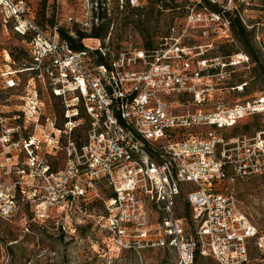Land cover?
<instances>
[{
    "label": "built area",
    "instance_id": "2783aa9c",
    "mask_svg": "<svg viewBox=\"0 0 264 264\" xmlns=\"http://www.w3.org/2000/svg\"><path fill=\"white\" fill-rule=\"evenodd\" d=\"M10 6L15 17L25 16L24 0ZM21 21L14 29L27 37L24 43L33 63L17 72L32 70L33 86L22 96L13 123L0 124V144L24 152V167L15 163L14 172L27 170L39 181V206L72 207L100 198L104 213L99 217L116 246L171 249L176 260L162 264H194L197 257H210L216 264H247L252 246L264 264V235L219 188L226 179L264 173V136L225 140L202 134L232 127L244 115L264 110V96L212 112L179 110L185 95L196 104L206 100L205 90L175 66L180 60L189 66L184 46L175 43L108 57L101 47L74 50L56 31L49 33L32 19ZM141 62L145 65L137 69ZM36 79L60 101V113L45 112L34 89ZM5 84L15 86L8 74ZM38 130L43 136L37 137ZM58 150L65 165L53 169L46 155L56 156ZM105 190L109 194L100 195ZM183 191L191 229L187 218L176 212ZM155 206L165 216L151 222ZM13 207L8 193L0 210Z\"/></svg>",
    "mask_w": 264,
    "mask_h": 264
},
{
    "label": "rangeland",
    "instance_id": "374dc122",
    "mask_svg": "<svg viewBox=\"0 0 264 264\" xmlns=\"http://www.w3.org/2000/svg\"><path fill=\"white\" fill-rule=\"evenodd\" d=\"M18 1L0 0L2 125L13 123L12 116L19 114L22 107V96L33 86L29 84L32 70L17 72L33 63L24 43L27 37L14 29L25 18L49 33L56 31L60 39H64L61 29L74 40L81 31L86 36L82 45L101 47L108 57L175 43L184 46L188 49L185 60L189 66L183 67L182 60L175 66L195 80L200 90H205L206 100L196 104L189 94L185 95L177 104L179 110L212 112L252 103L264 96V0H24L27 11L24 17L17 18L10 5ZM239 24L245 30L242 34L237 33ZM144 65L138 63L136 68ZM6 73L15 82L12 88L5 84ZM34 89L44 102L45 112H61L60 101L37 79ZM202 134L220 139L264 136V110L244 115L232 127L205 129ZM36 135L43 136L40 130ZM25 160L22 149L0 144V209L4 208L8 193L14 201L11 211L0 210V264H162L176 260L169 248L137 251L117 247L99 217L104 213L100 198L91 199L88 204L77 201L72 207L46 205L43 210L40 199L35 197L39 181L33 180L27 170L22 175L14 172V164L23 168ZM45 160L53 169L65 165L61 150L56 156L46 155ZM219 188L233 198L238 209L264 235V173L226 179ZM107 194L108 190L100 193ZM40 211L45 215L40 216ZM176 212L188 219V229L193 228L184 191ZM164 216L163 209L155 206L149 219L155 222ZM251 257L249 264H260L254 246ZM194 264L216 262L210 257H197Z\"/></svg>",
    "mask_w": 264,
    "mask_h": 264
},
{
    "label": "trees",
    "instance_id": "16d2710c",
    "mask_svg": "<svg viewBox=\"0 0 264 264\" xmlns=\"http://www.w3.org/2000/svg\"><path fill=\"white\" fill-rule=\"evenodd\" d=\"M210 4V3H209ZM212 7L214 6V5H212V4H210ZM245 32V30H244V28H243V26L241 25V24H239V26H238V28H237V33L238 34H242V33H244ZM59 33H60V35H61V37L62 38H64L63 40H65V41H67L68 43H69V45L71 46V48L72 49H74V50H82V49H84V48H86L87 47V45H85V43H83V45H82V43H81V40L83 39V38H85L86 36L81 32V31H78V39L77 40H74L73 38H71L64 30H60L59 31ZM96 37H99V35H96ZM97 39V38H96ZM71 41H74L75 43L73 44ZM144 50H146V49H144ZM147 50H151V49H147ZM152 50H154V49H152ZM186 221H188L187 219H186ZM252 258V257H251ZM251 258H250V261L247 263V264H249L250 262H251ZM197 259V258H196Z\"/></svg>",
    "mask_w": 264,
    "mask_h": 264
},
{
    "label": "bare ground",
    "instance_id": "6f19581e",
    "mask_svg": "<svg viewBox=\"0 0 264 264\" xmlns=\"http://www.w3.org/2000/svg\"><path fill=\"white\" fill-rule=\"evenodd\" d=\"M55 208V207H54ZM56 209V208H55Z\"/></svg>",
    "mask_w": 264,
    "mask_h": 264
}]
</instances>
